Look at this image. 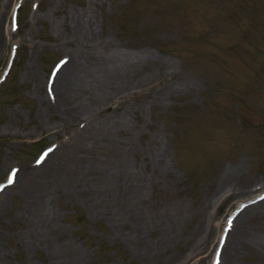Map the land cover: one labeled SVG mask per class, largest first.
<instances>
[{"label":"rangeland","instance_id":"1","mask_svg":"<svg viewBox=\"0 0 264 264\" xmlns=\"http://www.w3.org/2000/svg\"><path fill=\"white\" fill-rule=\"evenodd\" d=\"M84 13L110 51L132 60L123 76L93 81L115 91L102 102L82 83L60 99L64 67L53 82ZM0 20V188L10 172L16 183L24 167L53 166L47 180L27 179L40 187L41 219L20 179L0 189V264H220L239 228L230 254L264 264V203L243 211L264 193V0H0ZM82 51L87 68L94 55ZM79 101L89 108L69 115ZM120 162L142 181L137 217L122 201L130 174L116 169L112 195L104 190ZM165 218L177 236L162 243Z\"/></svg>","mask_w":264,"mask_h":264},{"label":"bare ground","instance_id":"2","mask_svg":"<svg viewBox=\"0 0 264 264\" xmlns=\"http://www.w3.org/2000/svg\"><path fill=\"white\" fill-rule=\"evenodd\" d=\"M80 15H78L77 17H75L76 21L75 23H73V31H74V37H75V40L77 41V46L76 48L72 51V53L69 54V57L67 59V61L61 66V68L58 69L57 71V74L56 76L54 77L55 80H53V82L56 81V77L57 75L59 74V72L61 71V69H63L64 67V70H62V73L60 75V79L58 78V83L56 84V90L57 92H59V98L61 99L62 97L65 98L66 95H70L71 92L74 90L75 87H80L81 83L84 85H89V91L90 93L89 94H93L92 96L95 97L98 96V101L102 102L101 100L103 98H106L109 94H111L112 92H115V91H107L108 89H104L106 88L108 85H104V84H97L95 83V86L94 88H92V83L94 80H97V81H101V82H107L109 81L110 79L114 78V77H117V76H123V74L121 73L122 71L123 72H126L128 73L130 70V67L132 63V60L131 59H128V58H125L121 55H117L115 53V51H110L109 50V47L111 46V42L109 41L110 39L109 38H100L97 36V32L95 31V26H94V18L92 15L87 14V13H84L83 15H81V17H79ZM1 21V20H0ZM2 25V24H0ZM1 27H0V41L1 39L3 38L1 36ZM115 45V44H114ZM79 46H80V49H79ZM113 47V46H112ZM89 50L90 51V54L91 55H94V57H89V67L87 68H84L83 65L80 63V59L82 57V53H84L82 50ZM82 52V53H81ZM87 56V55H86ZM84 56V57H86ZM84 59V58H83ZM82 59V60H83ZM88 61V62H89ZM56 83V82H55ZM138 83H141V81ZM146 84V83H145ZM55 85V84H53ZM141 84H137L134 87H137V86H140ZM142 86V85H141ZM171 89V88H169ZM79 90V89H78ZM130 89L126 90V91H129ZM165 89H162L159 93L160 95L163 94ZM168 90V89H167ZM166 90V91H167ZM122 93H125V90L122 92ZM168 93V91H167ZM121 94V92L119 93ZM118 94V95H119ZM166 94V93H165ZM117 96V95H116ZM121 98V97H120ZM164 98V97H163ZM83 100V99H82ZM89 100V99H88ZM85 101V100H84ZM104 101V100H103ZM77 102V101H76ZM99 103V102H98ZM92 104H94L92 102ZM87 105V104H86ZM101 105V104H100ZM104 105V104H103ZM89 106H85L84 105V102L83 101H79L78 103H75L73 105H70V109H69V115H78L76 113H78L79 111H83L85 109H88ZM80 109V110H79ZM124 116V115H123ZM70 118V116H68ZM119 117V116H118ZM118 117H113L111 118L110 120L108 119L106 122H103L104 123V126H101V124H95L94 128H98V132L100 134L101 130L103 129H106V128H110L111 125L113 124H117V120H118ZM122 117V116H121ZM120 117V118H121ZM91 118V117H90ZM108 118V117H107ZM119 118V119H120ZM89 119V118H88ZM105 119V118H104ZM87 121V120H86ZM89 123V122H88ZM102 123V122H101ZM91 124V123H89ZM98 125V127L96 126ZM93 126V125H92ZM114 126V125H113ZM117 126V125H116ZM87 127V126H86ZM114 128V127H112ZM111 128V130H112ZM116 129V128H115ZM97 130V129H96ZM114 130V129H113ZM78 133V132H76ZM97 133V132H96ZM112 134V133H111ZM107 135V134H106ZM110 135V134H109ZM95 137V136H94ZM124 161H126L125 159H123ZM162 160H164V156L162 157ZM122 161V160H121ZM163 162V161H162ZM43 165V164H42ZM42 165H34L33 167H24L20 170V173L17 172L16 176H17V179H16V183L17 181H19V179L21 180L20 184H19V188H23V190H29L28 192H31L32 193V201H31V208L30 210H32L33 214L35 213L36 214V217L38 215V218L41 219V217L43 216L42 214V208H41V205L43 204V199L41 197V195H37V192H38V188L39 185H36V182L35 181H32L33 184H35L34 186L31 187V185L27 184V179L28 177H30L31 174L35 173V178H36V181H39V180H47L53 173L52 171V167L51 168H46V169H43L44 166ZM112 166V165H111ZM114 167V166H113ZM107 168V167H106ZM20 169V168H19ZM116 169L119 170L120 172L122 173H125L127 172L128 174L131 175V179H132V183L130 182V185L129 187H127L123 192L124 193V197H123V203L124 204H129L131 205L130 207H128V209H124V212H125V215L126 216H136L135 214V210L133 205L134 203L137 201V199L139 198V195H141V178L139 175H137L136 173L134 174L132 171H130L129 167L127 166L126 163L124 162H120L118 164H116V167L114 168V170H109V171H106L105 172V175H107L106 177V183L104 184V190H106V192L108 193L110 191V189L112 188L111 187V180L113 179L114 175H121L119 173H116ZM107 170V169H106ZM118 172V171H117ZM104 173V172H103ZM22 175V179H21V176ZM224 175H227L224 174ZM122 176V175H121ZM126 176V175H125ZM104 177V176H103ZM117 177V176H116ZM128 177V176H127ZM52 178V177H51ZM82 179V178H81ZM123 179V178H122ZM126 179V178H125ZM128 179V178H127ZM52 180V179H51ZM54 180V179H53ZM105 180V179H104ZM224 181L226 179H223ZM228 180V179H227ZM82 181V180H81ZM84 181V180H83ZM221 182V184L224 183ZM15 182V180H14ZM13 184L15 185L16 183ZM52 182V181H51ZM103 182V181H102ZM258 183V188H260V186L262 187V185H264V182H257ZM12 184V185H13ZM27 184V185H26ZM99 184H101L99 182ZM126 184V183H125ZM240 184V183H238ZM243 184V183H242ZM241 184V185H242ZM48 185V184H47ZM46 185V186H47ZM91 185V184H90ZM143 185V184H142ZM144 188H145V185H143ZM225 190H232V189H238V191L240 192H243L244 194H249L253 191V187H248V186H242V187H236L235 184H232L230 183V181L227 183V184H223ZM14 187V186H13ZM16 187V186H15ZM94 187V186H93ZM51 188V187H50ZM72 188V187H71ZM223 188V189H224ZM47 189V188H46ZM222 189V190H223ZM24 190V191H25ZM224 191V190H223ZM237 191V190H236ZM260 191H264L263 190H260ZM44 192V191H43ZM47 193V192H46ZM113 191H110L109 192V197L112 195ZM222 193V192H221ZM228 193V191H227ZM229 194V193H228ZM252 194V193H251ZM31 195V194H30ZM47 196V195H46ZM142 196V195H141ZM96 197V196H95ZM94 197V198H95ZM102 197H104L102 195ZM108 197V198H109ZM30 198V197H29ZM98 198V197H97ZM101 198V197H100ZM107 197H105L106 199ZM99 199V198H98ZM208 199V198H207ZM48 200V199H46ZM101 200H99L100 202ZM107 201V200H106ZM205 202H207L206 200H204ZM211 201V200H210ZM264 203V199L261 200V201H256V202H253V203H249L247 204V206L245 205V208L243 209V211H252V210H256V208H259L260 206H262ZM99 204V203H98ZM123 204V205H124ZM133 204V205H132ZM100 205V204H99ZM108 205V203H107ZM128 205V206H129ZM205 205V204H204ZM206 209V208H205ZM46 210V209H45ZM140 211V210H139ZM118 212V211H117ZM121 212V211H120ZM123 213V212H122ZM161 214V213H160ZM163 214V213H162ZM170 214V213H169ZM167 214V215H169ZM173 215V214H172ZM120 216V215H119ZM143 217V214L141 215ZM145 216V215H144ZM161 216V215H160ZM142 217H138L137 219L140 221L142 220L141 218ZM162 217V216H161ZM164 217V216H163ZM174 217V216H173ZM176 217V216H175ZM174 217V218H175ZM44 219V218H43ZM39 220L42 225L43 224H46L45 220ZM132 219V218H131ZM146 219V218H145ZM136 220V218H135ZM144 220V218H143ZM38 221V220H37ZM52 221V219H51ZM137 221V220H136ZM150 221V220H148ZM164 222H166L167 224H171L172 226L169 225V227L165 228L167 231H162L163 232V237H162V243H167V242H170V240L174 237H176L177 235V228H176V225L178 223H174V220L172 218H165L163 220ZM141 222V221H140ZM169 222V223H168ZM49 223V222H48ZM137 223V222H136ZM134 224V223H133ZM40 225V224H39ZM47 225V224H46ZM140 225V224H139ZM144 225V224H143ZM178 226V225H177ZM206 228V227H205ZM180 229V228H179ZM249 230V229H248ZM138 231V230H137ZM179 231V230H178ZM206 231L209 232V234L207 235L208 237L207 238H200V243H205L206 241L210 240V237H211V231L212 229L207 226L206 228ZM142 232V231H141ZM199 232V230H198ZM253 232V231H252ZM195 233V232H194ZM179 234V233H178ZM197 234V233H196ZM245 228L242 230V228H239L238 230L236 229V235L234 236V239L232 240V242L235 244L237 243L238 241L242 242L243 243V237L245 236ZM254 234H257V233H254L253 232V235ZM264 234V233H263ZM133 235V234H132ZM131 235V236H132ZM144 235V234H143ZM249 235V233H248ZM162 236V235H160ZM133 237V236H132ZM134 237H140V236H135ZM259 237V236H258ZM257 237V238H258ZM249 238V237H248ZM247 238V239H248ZM253 238V237H252ZM256 238V237H254ZM145 239V237H144ZM143 239V240H144ZM137 240V239H136ZM142 240V241H143ZM230 240V241H231ZM255 240V239H254ZM260 240V239H259ZM145 242V241H144ZM160 242H161V238H160ZM230 242L228 248L226 246V251H223L222 252V259L221 261L219 262L220 264H238V262L236 261L237 258L235 256V253H231V250L234 248V245L233 243ZM251 242V241H250ZM155 244V243H154ZM264 244V243H262ZM261 244V245H262ZM153 245V243H152ZM159 245V244H158ZM161 245V244H160ZM204 245V244H203ZM230 245L233 246V248H230ZM256 245V244H255ZM162 246V245H161ZM258 246V245H257ZM149 245L147 246L146 249H149ZM163 247V246H162ZM200 247V246H199ZM236 247V246H235ZM153 248V247H152ZM155 248V247H154ZM166 248V247H165ZM262 248V247H261ZM159 249H162V248H159ZM200 250V249H198ZM235 250V249H234ZM196 251V250H194ZM201 251V250H200ZM149 252V251H148ZM153 252V251H152ZM193 252V251H192ZM198 252V251H197ZM233 252V251H232ZM199 255V254H197ZM205 255V254H204ZM195 258V257H194ZM199 260V259H198ZM204 260V258L202 259Z\"/></svg>","mask_w":264,"mask_h":264},{"label":"snow or ice","instance_id":"3","mask_svg":"<svg viewBox=\"0 0 264 264\" xmlns=\"http://www.w3.org/2000/svg\"><path fill=\"white\" fill-rule=\"evenodd\" d=\"M14 22H15V18H14ZM13 176H15V172H13ZM8 183H9V184L13 183V179L10 178V179L8 180ZM229 223L231 224V222H229Z\"/></svg>","mask_w":264,"mask_h":264},{"label":"trees","instance_id":"4","mask_svg":"<svg viewBox=\"0 0 264 264\" xmlns=\"http://www.w3.org/2000/svg\"><path fill=\"white\" fill-rule=\"evenodd\" d=\"M21 8V7H20ZM20 8L18 9V12L20 13ZM6 80V79H5ZM43 147V145L40 147V148H42Z\"/></svg>","mask_w":264,"mask_h":264}]
</instances>
